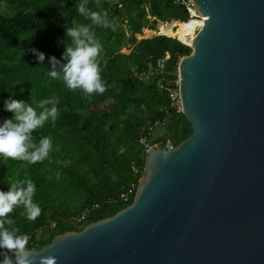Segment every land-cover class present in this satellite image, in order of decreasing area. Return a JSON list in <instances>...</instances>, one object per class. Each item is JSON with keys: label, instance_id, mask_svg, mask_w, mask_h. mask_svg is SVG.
I'll list each match as a JSON object with an SVG mask.
<instances>
[{"label": "trees", "instance_id": "obj_1", "mask_svg": "<svg viewBox=\"0 0 264 264\" xmlns=\"http://www.w3.org/2000/svg\"><path fill=\"white\" fill-rule=\"evenodd\" d=\"M187 20L173 0H124L121 10L112 0H0V254L39 250L130 205L138 141L154 123L150 146L191 134L169 101L190 50L171 34L136 39L171 21L183 42L199 24Z\"/></svg>", "mask_w": 264, "mask_h": 264}, {"label": "water", "instance_id": "obj_2", "mask_svg": "<svg viewBox=\"0 0 264 264\" xmlns=\"http://www.w3.org/2000/svg\"><path fill=\"white\" fill-rule=\"evenodd\" d=\"M190 1L203 22L176 90L191 134L146 150L130 205L0 264H264V0Z\"/></svg>", "mask_w": 264, "mask_h": 264}, {"label": "built area", "instance_id": "obj_3", "mask_svg": "<svg viewBox=\"0 0 264 264\" xmlns=\"http://www.w3.org/2000/svg\"><path fill=\"white\" fill-rule=\"evenodd\" d=\"M123 1L124 0H112V9L114 10H121L122 7H123ZM174 1V4L178 5V6H182L186 13H187V16H188V20L187 22H190V21H196L199 23V26L198 28H196L193 33H192V36L190 38V42H189V45L187 46L184 42H181V41H178L177 40V37H171V38H175L181 45H183L186 49H189L191 48V43H192V40H193V37L195 35V33L197 32V30L202 26V22H203V18L200 17L197 12L195 11L192 3L190 0H173ZM171 22V21H170ZM161 25V26H164L167 24V22H158L156 24V31H157V26L158 25ZM174 29V28H173ZM159 34V33H158ZM159 35H162V34H159ZM164 36V35H162ZM155 69L157 70H161L162 69V61L161 60H157L156 61V64H155ZM139 76H145L144 73H140ZM175 85L177 87V80L175 81ZM169 101H170V107L177 113H181V109H180V103H179V100H178V96H177V90H175L174 92H170L169 93ZM157 127V124H153L151 127H149L147 129V133L145 136L141 137L138 141L139 145L142 146L146 152V150L150 147V145H148L147 143V135H149L150 132H152V130L154 128ZM166 149H172L174 147H172V145L169 143V142H165V144L163 145ZM132 194V189L126 191L122 196H121V200L123 202L126 201L127 197L130 196ZM85 216V213L83 214L82 217Z\"/></svg>", "mask_w": 264, "mask_h": 264}, {"label": "rangeland", "instance_id": "obj_4", "mask_svg": "<svg viewBox=\"0 0 264 264\" xmlns=\"http://www.w3.org/2000/svg\"><path fill=\"white\" fill-rule=\"evenodd\" d=\"M195 22H196V21H195ZM195 22H194V23H195ZM169 23H171V22H169ZM165 28H166V29H170V25H166ZM178 29H180V27H174V29L171 28V31H173V32L171 33V37H172V36L175 37V33H176V31H177ZM188 30H189V28L185 29V31H184L183 34L181 35V40H182L184 43H186V44L189 45V42H187V41H185V40L183 39V35H184V33L187 32ZM148 31H149V30H148ZM151 32H153L155 35H157V33L159 32V29H158V32L156 31V24L153 26V31H151ZM154 34H152V33H150V34H146V33L143 31V32L141 33L140 38H142V37L148 38V37H150L151 35L153 36ZM138 37H139V36H137V38H138ZM165 37H170V36H165ZM121 53H126V50H125V49H121ZM66 77L68 78V80H73V79H74V76L71 75V74L66 75ZM157 132H158V131H157ZM154 134H155V133H154ZM151 135H152V134H151ZM154 139H156L155 136H154Z\"/></svg>", "mask_w": 264, "mask_h": 264}, {"label": "bare ground", "instance_id": "obj_5", "mask_svg": "<svg viewBox=\"0 0 264 264\" xmlns=\"http://www.w3.org/2000/svg\"><path fill=\"white\" fill-rule=\"evenodd\" d=\"M191 22H195V21H190V23ZM168 24V23H167ZM178 24H180L179 22H178ZM159 26V25H158ZM175 26H177V25H175ZM198 26H199V24L196 26V27H191V28H189V30L187 31V32H185L184 33V35H183V39L185 40V41H187V42H190V38H191V36H192V33H193V31L196 29V28H198ZM159 28V27H158ZM172 28H174V27H172ZM171 28L170 29H164L162 32H158L159 34H162V35H166V36H170V34H171ZM187 46H188V44H186Z\"/></svg>", "mask_w": 264, "mask_h": 264}, {"label": "crops", "instance_id": "obj_6", "mask_svg": "<svg viewBox=\"0 0 264 264\" xmlns=\"http://www.w3.org/2000/svg\"><path fill=\"white\" fill-rule=\"evenodd\" d=\"M157 27H158V26H157ZM174 27H175V26H174ZM158 29H159V28H158ZM143 31H144V30H143ZM150 32H151V31H150ZM151 33L154 34L153 32H151ZM157 34H158V33H157ZM158 35H159V34H158ZM151 36H152V35H151ZM151 36H150V37H151ZM165 36H166V35H165ZM150 37H148V38H150ZM142 38H145V37H142ZM136 39H140V37L137 38V36H136ZM126 53H127V51H126ZM126 53H124V54H126Z\"/></svg>", "mask_w": 264, "mask_h": 264}]
</instances>
